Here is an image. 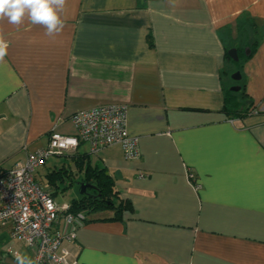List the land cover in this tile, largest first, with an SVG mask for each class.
<instances>
[{
    "label": "crops",
    "instance_id": "obj_1",
    "mask_svg": "<svg viewBox=\"0 0 264 264\" xmlns=\"http://www.w3.org/2000/svg\"><path fill=\"white\" fill-rule=\"evenodd\" d=\"M61 15L55 37L0 21L9 43L0 61V169L44 148L51 132L74 135L76 112L125 104L138 159L126 160L119 145L89 154L81 143L36 172L69 203L57 198L80 182L83 158L130 205L118 219L111 209L80 213L70 244L79 263L264 264V0H66ZM250 22L257 34L245 31ZM255 38L232 71L226 50ZM235 72L247 100L232 117L223 89ZM60 168L68 177L50 183ZM17 254L31 258L2 228L0 264H16Z\"/></svg>",
    "mask_w": 264,
    "mask_h": 264
},
{
    "label": "built area",
    "instance_id": "obj_2",
    "mask_svg": "<svg viewBox=\"0 0 264 264\" xmlns=\"http://www.w3.org/2000/svg\"><path fill=\"white\" fill-rule=\"evenodd\" d=\"M126 113L127 106L116 102L80 110L71 118L74 135L51 132L44 148L27 153L10 169H0V230L8 227L10 238L24 244L33 264H80L70 244L83 223L81 216L69 213V203L57 202L42 186L37 169L50 156L75 153L81 143L89 154L119 145L126 160L138 159V137L127 131Z\"/></svg>",
    "mask_w": 264,
    "mask_h": 264
},
{
    "label": "trees",
    "instance_id": "obj_3",
    "mask_svg": "<svg viewBox=\"0 0 264 264\" xmlns=\"http://www.w3.org/2000/svg\"><path fill=\"white\" fill-rule=\"evenodd\" d=\"M243 27L244 24L239 26L240 32L244 31ZM250 29L252 34H257L256 26L253 22L248 24L245 31ZM257 42L258 39L255 38L253 42L246 43V46L244 47L232 46L226 50V58L228 59V64L232 66V71L240 70L242 61L254 51ZM230 49L236 50L237 59H233L228 55ZM239 83V80H233L232 82L234 86L239 87L237 91L230 90L226 87L223 89V111L232 117L240 116L246 108L245 103L247 98L243 91V87ZM86 163L87 165L84 164V160L81 158L80 161L76 160V167L79 173L82 172V175H80V182L89 183L92 187L90 186L86 188L85 194H82L78 198L72 199L69 202V213L75 216H80L81 212L85 215L97 210L111 209L114 211V216L111 219L120 218L122 211L130 209V205L125 200L119 198L118 192L114 189V183L111 177L107 175L104 170L91 168L88 162ZM51 172L52 173L48 174V181L50 183H54L57 179L56 177L61 178L62 176H65V174L67 176V171L63 168ZM50 190L52 195H54V188H51ZM85 219L86 218L84 217L82 218L83 223Z\"/></svg>",
    "mask_w": 264,
    "mask_h": 264
},
{
    "label": "clouds",
    "instance_id": "obj_4",
    "mask_svg": "<svg viewBox=\"0 0 264 264\" xmlns=\"http://www.w3.org/2000/svg\"><path fill=\"white\" fill-rule=\"evenodd\" d=\"M66 0H0V21L19 27L26 21L45 29V35L55 37L64 28L62 12ZM9 43L0 32V61L7 55ZM16 264H33V260L25 255L17 254Z\"/></svg>",
    "mask_w": 264,
    "mask_h": 264
},
{
    "label": "rangeland",
    "instance_id": "obj_5",
    "mask_svg": "<svg viewBox=\"0 0 264 264\" xmlns=\"http://www.w3.org/2000/svg\"><path fill=\"white\" fill-rule=\"evenodd\" d=\"M79 186H80L79 181H73L72 185L67 187L62 194L59 193L57 199L60 201H69V200L73 199L75 196L78 195Z\"/></svg>",
    "mask_w": 264,
    "mask_h": 264
},
{
    "label": "water",
    "instance_id": "obj_6",
    "mask_svg": "<svg viewBox=\"0 0 264 264\" xmlns=\"http://www.w3.org/2000/svg\"><path fill=\"white\" fill-rule=\"evenodd\" d=\"M229 55L233 58V59H237V56H236V50L235 49H230L229 50ZM235 80H239L240 78V75L238 72H235V74L232 76ZM239 89L238 86H232L231 87V90L233 91H237ZM92 187L91 184L89 183H85V182H80V186H79V194L82 195V194H85L86 192V188L88 187Z\"/></svg>",
    "mask_w": 264,
    "mask_h": 264
}]
</instances>
